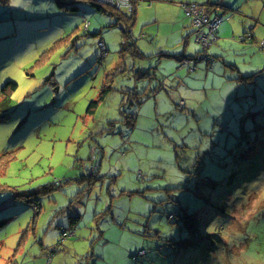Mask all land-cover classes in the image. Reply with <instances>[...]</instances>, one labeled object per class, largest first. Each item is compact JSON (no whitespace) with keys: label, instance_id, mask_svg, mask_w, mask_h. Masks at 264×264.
Listing matches in <instances>:
<instances>
[{"label":"rangeland","instance_id":"1","mask_svg":"<svg viewBox=\"0 0 264 264\" xmlns=\"http://www.w3.org/2000/svg\"><path fill=\"white\" fill-rule=\"evenodd\" d=\"M245 8L234 24L247 30L216 35L212 69L190 73L159 55L190 25L183 12L138 24L135 45L154 52L141 60L84 0H0V264H264V0ZM98 162L97 181L79 183Z\"/></svg>","mask_w":264,"mask_h":264},{"label":"trees","instance_id":"2","mask_svg":"<svg viewBox=\"0 0 264 264\" xmlns=\"http://www.w3.org/2000/svg\"><path fill=\"white\" fill-rule=\"evenodd\" d=\"M3 1H5V0H3ZM84 1L90 3V5L92 7H94V8H96L97 11L104 12L106 14H110L112 17L116 18V26H120V30H121V32H122V34L124 36V38L122 36L123 40H122V43H121V52H124L126 50H130V52L132 51L133 54H135L138 58H141V60L147 59L149 57L148 54L154 53L151 50H148V52H147L148 54L143 53L144 50L142 49V51H141V49L138 48L135 45L134 35L132 34V26H133V22H134V15H135L138 3H140V2H149V3H151L150 0H131V2L133 3V11L131 13H127V14L124 11L116 10L114 8L109 7L108 5H99L98 3H95L92 0H84ZM226 1L225 0H205L203 3L193 2V3H196L198 5L204 6L205 9H206L205 12H206L207 16H209L210 18L219 17V18L222 19L220 25L217 28L216 35L218 34L219 27L221 26L223 21L226 20V18L228 17V16L224 17L225 16L224 13H229V12L235 11V7H234L235 4L236 3L239 4V0H233V2H231V3H228ZM228 1H230V0H228ZM242 1L245 2V0H242ZM63 5H66V4H63ZM69 9L71 11H75L77 9V7L76 6H72ZM186 18H188V17L186 16ZM188 19H190V18H188ZM190 21H191V19H190ZM88 26H89V24L87 23L86 29H87ZM192 28L194 29V32H195V28L193 26H192ZM213 42L211 44H209L204 49H201V47H200L199 51L194 56H192V57H182L180 60H178L179 69H186L188 72L194 73V72H196V70L198 68V64L200 62H203L205 64V67H206L205 70L212 69L211 67L214 64V59H212L213 57H210L207 54V51H208L209 47L212 46ZM99 44L103 45V47H104L103 50H101ZM98 49L102 53V58L101 59H103L105 53L107 52V49H106L105 44L102 41H100L98 43ZM185 61H189L190 64L188 66H184L183 64H184ZM139 72H141V71H139ZM255 75L256 74L250 75V76H247V77H242V78L240 77L239 79L240 80H244V81H249V80L253 79L255 77ZM15 89H16V84L15 83H12V82L6 83L3 86L2 91H1L3 100L7 101L10 98V95L15 91ZM112 90H113L112 81H111L110 84H105V82H104L102 88H100V90L98 92L97 99L91 101L90 104L88 105L87 113H90V115H93L92 113L95 112V109L99 105L103 104L106 101L107 96L110 95V92ZM121 92L124 93V91H121ZM127 101L131 102L132 104H135L136 107L138 106V108L141 106V102H140V100L138 99V96L135 93H130L129 92V97H128ZM181 102H183V101L181 100ZM136 107H135V109H136ZM119 113H120V115H124L122 120H120L121 124L123 126L124 125H130V120L133 121V116H135L134 113L133 114H129V113H126L125 110H120ZM112 124H114V123L111 122L110 125H112ZM92 150L94 152H96V151L103 152L101 150V148L98 147V146L92 148ZM5 165H6L5 161H3V160L0 161V173L3 172V169H4ZM85 180H87V181L89 180L90 182L97 181L96 178H95V174L92 175L89 172V169L87 170V176L80 177V180L78 182L80 183V182L85 181ZM56 184L59 185V183H55V185ZM32 193H33L32 195H34L33 196L34 200L33 199L32 200L28 199V201H26V202L28 204H32L33 202H35V203L32 204L33 205L32 207H33V209L35 211H39L40 207L37 204V200H35V198L37 197L38 193H36L35 191L32 192ZM26 194L28 195L30 193L22 192L20 194H17L15 192L16 197H19V196L23 197V195L25 196ZM28 196H26L25 198H29ZM184 216L186 217L188 228H192V227H190V225H192L193 222H197L196 220H198L197 214L195 212H193L191 214H188V215H184ZM3 225H5V221L4 220L0 221V228Z\"/></svg>","mask_w":264,"mask_h":264},{"label":"crops","instance_id":"3","mask_svg":"<svg viewBox=\"0 0 264 264\" xmlns=\"http://www.w3.org/2000/svg\"><path fill=\"white\" fill-rule=\"evenodd\" d=\"M150 1H161V3H153L151 5V7H148V5H147L149 2L138 3L137 9H136V12L134 15L132 34H134L133 31H134V29H137L138 24L142 25V27H148V26H151L155 23L158 24L159 23L158 21H160L159 17L166 18V20H175V21H177L178 19L183 20L181 18L183 11L179 7L180 4H186V3H190V2L203 3L205 0H150ZM246 1L250 2V0H245V2H243L242 0H239V4H237L238 5L237 9L235 8V11H234L235 15L234 16L231 15V19H230L229 23H225L224 25H221L219 27L217 35H219L220 37L226 36V34L228 33L230 28L233 30V33H234L233 35H235V36L241 35V32L239 30L240 27L243 29V32H245L247 30V25L250 23V20L239 21V24H236V25L234 24V21L237 18L238 13L241 14L242 17H245L246 14H250L249 10H247L245 8ZM226 2H229V1L227 0ZM149 4H151V3H149ZM181 23H183V22H181ZM237 25H239V26L236 27ZM178 33L180 34L179 37L177 36L176 33L172 32V34H171L172 39L170 42H168V43H170V46H167V44L165 45L166 51L164 50V48L160 49V52H159L160 57L161 58H165V57L169 58L170 61H168V62H174V59H175L176 62L178 63V60H180L182 57H192L193 56L191 53L188 55V53H189L188 44L190 43V41L195 39V37H194L195 32H194V29L192 28L191 22H190V25H189V23H188V25H182L180 27ZM150 36L151 35H149V36L146 35V37H150ZM178 38L182 39L183 49L181 50L180 53L173 52L175 49L174 46L176 44V39H178ZM150 39H153V38H150ZM194 44H196V43L194 42ZM146 51H148V50H145V52H143V53L148 54ZM198 51H199V47H198L197 52ZM197 52H196V54H197ZM150 56H151V58L154 57L153 55H150ZM159 62L161 63V60H159ZM177 69H179V68H177ZM182 79H184V78L183 77H176L177 82L182 83L183 82ZM107 98H108V96H107ZM67 231H72V235L75 232L72 228H69V230H67Z\"/></svg>","mask_w":264,"mask_h":264},{"label":"built area","instance_id":"4","mask_svg":"<svg viewBox=\"0 0 264 264\" xmlns=\"http://www.w3.org/2000/svg\"><path fill=\"white\" fill-rule=\"evenodd\" d=\"M99 5H108L116 10L124 11L126 14L133 11V3L131 0H92ZM183 13L191 19L192 26L195 28L196 43L201 49L206 48L209 44L216 40V31L222 19L219 17L210 18L205 12V7L196 3H186L180 5ZM101 50L104 49L102 44H99ZM201 56V55H200ZM189 61L184 62V66H188ZM182 103V102H181ZM99 163L89 169L92 175H96L99 171ZM72 231H63V236H71Z\"/></svg>","mask_w":264,"mask_h":264}]
</instances>
